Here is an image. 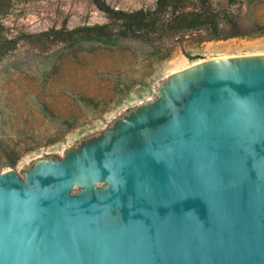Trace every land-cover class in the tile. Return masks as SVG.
Here are the masks:
<instances>
[{
    "label": "water",
    "instance_id": "1",
    "mask_svg": "<svg viewBox=\"0 0 264 264\" xmlns=\"http://www.w3.org/2000/svg\"><path fill=\"white\" fill-rule=\"evenodd\" d=\"M157 91L62 159L0 172V264H264V55Z\"/></svg>",
    "mask_w": 264,
    "mask_h": 264
},
{
    "label": "rangeland",
    "instance_id": "2",
    "mask_svg": "<svg viewBox=\"0 0 264 264\" xmlns=\"http://www.w3.org/2000/svg\"><path fill=\"white\" fill-rule=\"evenodd\" d=\"M157 1L106 0L127 13L154 10ZM210 2L225 10V28L238 25V35L211 39L169 27L140 40L56 35L110 19L92 0H14L1 18L18 45L0 60V172L23 178L40 157L62 159L82 138L155 100L172 73L210 59L264 55V0Z\"/></svg>",
    "mask_w": 264,
    "mask_h": 264
},
{
    "label": "trees",
    "instance_id": "3",
    "mask_svg": "<svg viewBox=\"0 0 264 264\" xmlns=\"http://www.w3.org/2000/svg\"><path fill=\"white\" fill-rule=\"evenodd\" d=\"M99 10L105 12L110 23L78 28L74 31H53L60 34H79L85 37H120L131 39H151L160 35L168 27L171 30L186 28L205 32L211 39H225L239 34L238 25L225 28L224 9L217 8L210 0H158L151 11L123 12L111 9L106 0H92ZM241 0H227V5H238ZM14 0H0V60L16 49L17 38H9L1 18L12 8ZM190 5L192 7H190ZM47 33H43L44 36Z\"/></svg>",
    "mask_w": 264,
    "mask_h": 264
}]
</instances>
